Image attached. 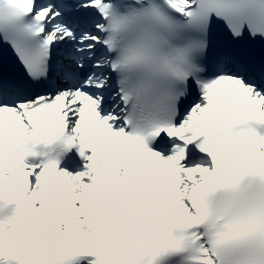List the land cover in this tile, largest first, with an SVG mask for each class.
<instances>
[{
  "label": "snow or ice",
  "instance_id": "obj_1",
  "mask_svg": "<svg viewBox=\"0 0 264 264\" xmlns=\"http://www.w3.org/2000/svg\"><path fill=\"white\" fill-rule=\"evenodd\" d=\"M245 33L264 42V0H0L23 69L0 73V264H264V56ZM130 104L204 159L142 148ZM51 125L88 171L43 162Z\"/></svg>",
  "mask_w": 264,
  "mask_h": 264
},
{
  "label": "clouds",
  "instance_id": "obj_2",
  "mask_svg": "<svg viewBox=\"0 0 264 264\" xmlns=\"http://www.w3.org/2000/svg\"><path fill=\"white\" fill-rule=\"evenodd\" d=\"M129 119V124H132L134 120H138L141 124L142 130L139 133H128L133 139L136 140L142 148H146V143L150 139H153L158 132L156 131V125L147 118V114L139 113L137 117L134 118L131 110L126 114ZM51 127V130L41 142L36 145V150L44 158L43 162L45 164L58 165L60 156L69 151L73 146V142L69 140V133L67 129L60 131L55 129L54 125L47 126ZM82 131H88L83 129ZM79 154L83 156V146L77 149Z\"/></svg>",
  "mask_w": 264,
  "mask_h": 264
},
{
  "label": "bare ground",
  "instance_id": "obj_3",
  "mask_svg": "<svg viewBox=\"0 0 264 264\" xmlns=\"http://www.w3.org/2000/svg\"><path fill=\"white\" fill-rule=\"evenodd\" d=\"M107 103L105 102H102L101 105L99 106V110L101 111V114H105L106 110L110 109L111 108V103H108L109 106H106ZM173 153L171 152H168V153H165L163 154L162 156L164 157H168L169 155H172ZM91 155V154H90ZM91 162L87 159V161L84 163V166L73 171V172H70L69 174H75L77 172H85V171H88L89 169L86 167V165H89Z\"/></svg>",
  "mask_w": 264,
  "mask_h": 264
},
{
  "label": "rangeland",
  "instance_id": "obj_4",
  "mask_svg": "<svg viewBox=\"0 0 264 264\" xmlns=\"http://www.w3.org/2000/svg\"><path fill=\"white\" fill-rule=\"evenodd\" d=\"M196 163H198V162H196ZM194 164H195V162H194ZM83 166H84V165H82L81 167H83ZM81 167H80V168H81Z\"/></svg>",
  "mask_w": 264,
  "mask_h": 264
}]
</instances>
